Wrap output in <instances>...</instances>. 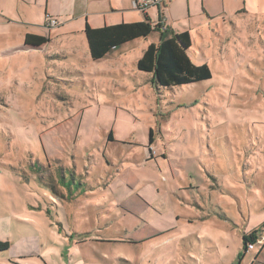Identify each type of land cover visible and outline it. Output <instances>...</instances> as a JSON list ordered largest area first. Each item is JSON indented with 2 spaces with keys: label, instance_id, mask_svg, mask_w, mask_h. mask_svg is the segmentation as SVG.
I'll return each instance as SVG.
<instances>
[{
  "label": "rangeland",
  "instance_id": "1",
  "mask_svg": "<svg viewBox=\"0 0 264 264\" xmlns=\"http://www.w3.org/2000/svg\"><path fill=\"white\" fill-rule=\"evenodd\" d=\"M9 1L0 241L11 246L0 264H264V0H228L232 17L196 35L189 54L210 79L161 90L137 68L154 33L94 61L85 16L49 28L47 0ZM27 33L49 40L28 48Z\"/></svg>",
  "mask_w": 264,
  "mask_h": 264
},
{
  "label": "trees",
  "instance_id": "2",
  "mask_svg": "<svg viewBox=\"0 0 264 264\" xmlns=\"http://www.w3.org/2000/svg\"><path fill=\"white\" fill-rule=\"evenodd\" d=\"M158 22H152L146 13L142 21L121 22L97 28L86 23L84 32L91 58L94 61L101 60L114 49L137 39H147L152 33L160 31L159 41L150 43L137 61L138 70L151 74L158 90L210 79L212 71L209 65L195 64L190 57L189 52L193 46L190 31L175 33L169 28H163L162 18ZM48 40L45 35L27 33L24 45L28 48H41ZM49 185L57 190L54 180L51 179ZM258 232L259 229H254L250 235L243 237L244 252L249 243L256 241ZM9 246L8 241H0V251Z\"/></svg>",
  "mask_w": 264,
  "mask_h": 264
},
{
  "label": "crops",
  "instance_id": "3",
  "mask_svg": "<svg viewBox=\"0 0 264 264\" xmlns=\"http://www.w3.org/2000/svg\"><path fill=\"white\" fill-rule=\"evenodd\" d=\"M40 1L41 0H19V4L23 3L26 6H29L30 4H37ZM144 1L145 0H47V9L45 12V18H46L45 25L47 22V18L51 16V17H57L61 20L59 26H63V24H66L64 28L72 27L73 25L72 22L77 23L79 22V19L82 16H85L86 22L82 30L83 33L85 34L84 30L86 23H88L90 26L94 28H97L105 25L118 24L121 23V21L136 22V21L144 20L145 14L147 13L149 18L154 23H159L158 21L160 20V18H162L161 23L163 25V28L164 27L169 28L172 32L179 33L186 30L190 31L193 37V45H194L196 40V35H199L202 39H205L207 33L210 32L209 29H211V27L213 26L212 23L216 22L220 13H224L225 18L232 17V15H229L224 10L227 7V3L230 5L233 4V1L227 2L228 0H211L214 2V4H211L210 0H154L157 3H151L144 10L136 8L135 4L141 5ZM8 5H13V3H11L9 0H0V7H7ZM91 6H96L95 12H93L96 18L93 19L92 22L90 21V17H89ZM183 6L186 7V11L185 12L180 11V14H177L178 13L177 10H179V8ZM200 7H202V13H200L201 10ZM238 11L239 13L240 12L247 13V10L244 7ZM0 13L4 15L5 11L0 10ZM2 14H0V16L3 17ZM205 14L207 17H205ZM99 17L100 18L102 17L104 20L101 21ZM31 21H33V19ZM72 29L73 28L68 29L69 31L67 32V34L72 35L73 33H75L72 32L73 31ZM154 34L156 37L153 42L156 43V41H159L160 31H156L154 32ZM135 41H132L128 44L121 46L120 48L112 50L104 58L110 57L111 55L118 53V51L120 52L125 50L127 47L131 46ZM73 49L76 51V46H73ZM141 237H142L141 239H144L147 236H141ZM167 240L169 239L167 238L163 242H166ZM8 242L10 243L11 246V242L10 241ZM258 244L263 245L264 244L263 240L261 239ZM156 245L157 244H155V246ZM10 246L8 249H10ZM90 246L92 247L93 250H96L95 246L92 245ZM243 247L244 246H242V251H243L242 254L247 255V252L246 251L244 252ZM31 252H33V254H30L31 256H29V258L35 256L34 255L35 252L30 251V253ZM96 252L99 253L101 251L98 250ZM99 259L101 260V262H96L94 264H116L109 258L103 256H101ZM118 260L121 262L124 261L122 258H118ZM240 261L241 260L238 261V264H240ZM124 262L128 264H132V262L130 263V261H124ZM232 263L235 264L236 261Z\"/></svg>",
  "mask_w": 264,
  "mask_h": 264
},
{
  "label": "built area",
  "instance_id": "4",
  "mask_svg": "<svg viewBox=\"0 0 264 264\" xmlns=\"http://www.w3.org/2000/svg\"><path fill=\"white\" fill-rule=\"evenodd\" d=\"M151 3H157L156 1H154V0H145L141 5H139V4H135V6H136V8H138V9H142V10H144V9H146V7L148 6V5H150ZM60 23H61V20L59 19V18H57V17H48L47 18V22H46V26H48L49 28H52V27H56V26H59L60 25ZM254 244H252V243H249L248 245H247V247H246V251L248 252V251H251L252 249H254Z\"/></svg>",
  "mask_w": 264,
  "mask_h": 264
}]
</instances>
